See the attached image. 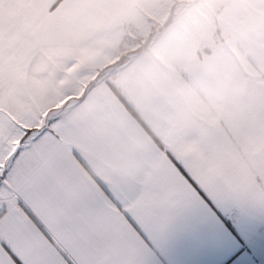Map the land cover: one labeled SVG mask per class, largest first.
<instances>
[{
    "label": "crops",
    "instance_id": "1",
    "mask_svg": "<svg viewBox=\"0 0 264 264\" xmlns=\"http://www.w3.org/2000/svg\"><path fill=\"white\" fill-rule=\"evenodd\" d=\"M202 3L0 0V105L72 121L87 183L221 141L264 158V0H228L212 27Z\"/></svg>",
    "mask_w": 264,
    "mask_h": 264
},
{
    "label": "snow or ice",
    "instance_id": "2",
    "mask_svg": "<svg viewBox=\"0 0 264 264\" xmlns=\"http://www.w3.org/2000/svg\"><path fill=\"white\" fill-rule=\"evenodd\" d=\"M74 136L0 105V264H264V158L221 141L87 183Z\"/></svg>",
    "mask_w": 264,
    "mask_h": 264
},
{
    "label": "rangeland",
    "instance_id": "3",
    "mask_svg": "<svg viewBox=\"0 0 264 264\" xmlns=\"http://www.w3.org/2000/svg\"><path fill=\"white\" fill-rule=\"evenodd\" d=\"M211 1V0H210ZM228 0H215V2H216V6H215V11H217V10H219L223 5H224V3H226ZM203 5H205L204 7H203V13L202 14H198V15H200L201 17H203L204 18V21L209 25V26H211L212 27V25H214V22H215V20H214V16H216L214 13H215V11L214 12H212L210 9H209V7L205 4V3H202ZM146 45H148V44H144V46L143 47H146ZM123 58L124 59H119L116 63H115V66L117 67V66H122L125 62H127V59H128V55L126 54V55H123ZM103 78H106L107 76H102ZM47 110V109H46ZM45 109H41V110H36V109H33V110H31V111H34V112H37V113H44V112H46V114L48 113V112H51L52 110H47L46 111ZM19 111H24V110H19ZM51 115H55V111H53V112H51Z\"/></svg>",
    "mask_w": 264,
    "mask_h": 264
}]
</instances>
